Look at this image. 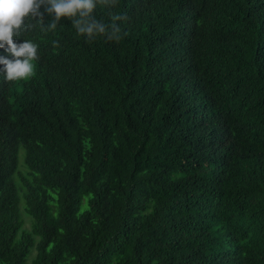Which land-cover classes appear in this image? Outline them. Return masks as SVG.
<instances>
[{
    "label": "trees",
    "instance_id": "1",
    "mask_svg": "<svg viewBox=\"0 0 264 264\" xmlns=\"http://www.w3.org/2000/svg\"><path fill=\"white\" fill-rule=\"evenodd\" d=\"M92 15L31 29L30 77L0 64V264H264V0Z\"/></svg>",
    "mask_w": 264,
    "mask_h": 264
},
{
    "label": "clouds",
    "instance_id": "2",
    "mask_svg": "<svg viewBox=\"0 0 264 264\" xmlns=\"http://www.w3.org/2000/svg\"><path fill=\"white\" fill-rule=\"evenodd\" d=\"M43 6V11L41 7ZM97 0H0V49H5L15 59L0 55V64L5 66L7 81H18L30 77L34 72L37 45L27 35L37 24L46 31L55 30L61 18H72L78 35L87 39L94 35H107V27L92 15ZM53 17L48 24L44 15ZM126 19L120 15L113 20ZM35 21L36 23H33ZM110 38L121 39V29L112 24ZM58 45V41L55 42Z\"/></svg>",
    "mask_w": 264,
    "mask_h": 264
},
{
    "label": "rangeland",
    "instance_id": "3",
    "mask_svg": "<svg viewBox=\"0 0 264 264\" xmlns=\"http://www.w3.org/2000/svg\"><path fill=\"white\" fill-rule=\"evenodd\" d=\"M22 153H21V159L23 160L24 159V157H23V151H21ZM21 164V163H20ZM20 168H21V170L24 172V173H26V167L23 165V163L20 165ZM87 200H88V196H85V200H84V202L82 203V205H81V207H80V213H82L87 207H88V205H87ZM22 205L24 206L25 205V202H24V200L22 201ZM23 206H22V214H23V218H24V220H25V225H24V228L25 229H27V230H30L31 229V227H32V219H31V217L26 213V211L24 210V208H23Z\"/></svg>",
    "mask_w": 264,
    "mask_h": 264
}]
</instances>
